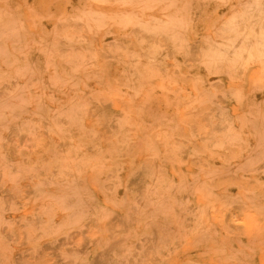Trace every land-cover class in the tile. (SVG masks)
I'll return each instance as SVG.
<instances>
[{
    "label": "rangeland",
    "instance_id": "374dc122",
    "mask_svg": "<svg viewBox=\"0 0 264 264\" xmlns=\"http://www.w3.org/2000/svg\"><path fill=\"white\" fill-rule=\"evenodd\" d=\"M263 14L0 0V264H264Z\"/></svg>",
    "mask_w": 264,
    "mask_h": 264
},
{
    "label": "bare ground",
    "instance_id": "6f19581e",
    "mask_svg": "<svg viewBox=\"0 0 264 264\" xmlns=\"http://www.w3.org/2000/svg\"><path fill=\"white\" fill-rule=\"evenodd\" d=\"M263 16H264V14H263ZM263 16H262V17H263ZM223 44H224V43H223ZM245 47H246V46H245ZM246 48H247V47H246ZM226 50H227V49L224 48V51H225V52H227ZM251 54H252V56H254V57H258V56H260V54H259V49H258V48H254V49L251 51Z\"/></svg>",
    "mask_w": 264,
    "mask_h": 264
}]
</instances>
